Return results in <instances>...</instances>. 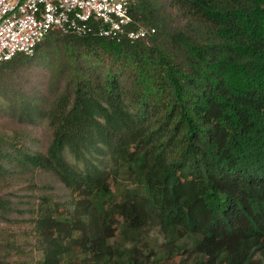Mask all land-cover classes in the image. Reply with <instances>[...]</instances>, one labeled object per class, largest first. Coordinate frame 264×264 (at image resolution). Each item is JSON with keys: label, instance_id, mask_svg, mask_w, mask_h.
Wrapping results in <instances>:
<instances>
[{"label": "trees", "instance_id": "1", "mask_svg": "<svg viewBox=\"0 0 264 264\" xmlns=\"http://www.w3.org/2000/svg\"><path fill=\"white\" fill-rule=\"evenodd\" d=\"M131 16L155 32L52 30L0 62V264H26L7 260L20 183L27 264H264V0Z\"/></svg>", "mask_w": 264, "mask_h": 264}, {"label": "built area", "instance_id": "2", "mask_svg": "<svg viewBox=\"0 0 264 264\" xmlns=\"http://www.w3.org/2000/svg\"><path fill=\"white\" fill-rule=\"evenodd\" d=\"M135 0H0V62L32 55L52 31L96 33L116 41L143 39L154 28L134 26Z\"/></svg>", "mask_w": 264, "mask_h": 264}, {"label": "rangeland", "instance_id": "3", "mask_svg": "<svg viewBox=\"0 0 264 264\" xmlns=\"http://www.w3.org/2000/svg\"><path fill=\"white\" fill-rule=\"evenodd\" d=\"M1 111V110H0ZM5 116H1L2 120H5ZM2 120H0V126L2 124ZM94 163L97 165H100L102 167H107V164L103 161L101 155H97L93 157ZM38 181V175H36L35 178ZM25 184L20 183L17 184L16 186H13L12 188V200L14 202V206L16 208L22 209V214L21 213H16L13 215V218H16L17 221H14L12 224L13 226L10 227V231L7 233L8 235H14V237H10V239H14L16 246L18 248L17 252L21 254H14L11 252L12 257H8L7 260L13 261L16 260L18 262H29L31 259L32 260H38L42 257L41 252L37 251L32 245L31 242L34 243V237L33 233L30 232V224L28 222V214H27V209L30 207L28 204L25 202L29 199V191H26L24 188ZM11 190V189H10ZM2 228L6 230L7 225L6 223H1ZM1 233V232H0ZM16 248V249H17ZM16 249H13L11 251L16 252ZM7 256V249L6 250H1L0 251V257L4 258Z\"/></svg>", "mask_w": 264, "mask_h": 264}]
</instances>
